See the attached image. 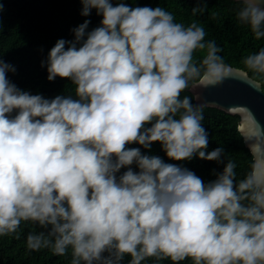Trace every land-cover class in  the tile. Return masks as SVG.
Listing matches in <instances>:
<instances>
[{"label": "clouds", "instance_id": "obj_1", "mask_svg": "<svg viewBox=\"0 0 264 264\" xmlns=\"http://www.w3.org/2000/svg\"><path fill=\"white\" fill-rule=\"evenodd\" d=\"M236 2L238 21L264 38V0ZM81 3V14L95 9L101 25L87 31L85 20L47 61L48 80H69L75 97L19 89L7 79L15 67L0 59V237L22 222L38 224L45 230L29 232L27 248L57 256L71 249V264H122L125 256L129 264H264V126L250 108H229L241 115L253 156L237 179L222 147L207 151L204 106L181 98L190 82L208 88L239 80L264 93L257 79L264 48L245 56L241 70L205 41L202 26L186 27L162 7ZM198 50L204 55L194 62ZM153 143L169 160L198 156L223 171L205 184L188 168L128 147Z\"/></svg>", "mask_w": 264, "mask_h": 264}, {"label": "trees", "instance_id": "obj_2", "mask_svg": "<svg viewBox=\"0 0 264 264\" xmlns=\"http://www.w3.org/2000/svg\"><path fill=\"white\" fill-rule=\"evenodd\" d=\"M120 2L131 7H162L173 14L176 22L186 27L197 23L205 29V41H215L222 49L220 55L225 63L238 69L245 70L242 63L245 56L264 48V38L257 40L250 27L238 21L236 9L240 5L235 0H112L114 5ZM0 4L3 5L0 11V59L16 69L14 73H7V79L33 95L40 94L49 99L64 94L75 97V85L69 80L59 77L54 81L48 80V56L58 40L73 41L75 36L72 30L85 20H90L87 31H91L101 25L102 16L97 15L95 9L90 16H83L81 0H0ZM194 7L203 8V11L193 15ZM203 55L204 52L199 50L194 53V62H198ZM257 79L264 88V77ZM194 83L190 82L189 88L181 93V98L189 96L195 105V98L190 92ZM203 117L202 124L209 140L207 151L222 147L225 163L227 160L236 163L237 179H242L250 171L253 156L239 131L240 117L211 107H203ZM128 147L140 148L146 155H157L167 163L188 168L205 184L215 180L224 168L222 163L201 160L198 156L190 161L169 160L159 143H153L150 150L139 144ZM132 167L138 171L135 165ZM44 230L38 224L22 222L16 234L0 237V264H71V249L65 256H57L48 249L36 251L27 248L28 233ZM130 259V256H125L122 264H129ZM142 264L173 262H157L155 258H149ZM180 264L193 262L189 258Z\"/></svg>", "mask_w": 264, "mask_h": 264}, {"label": "water", "instance_id": "obj_3", "mask_svg": "<svg viewBox=\"0 0 264 264\" xmlns=\"http://www.w3.org/2000/svg\"><path fill=\"white\" fill-rule=\"evenodd\" d=\"M260 84L262 87L261 82ZM190 92L195 98V105L216 108L231 115H238L240 117V124L242 120L241 115L236 112H230L229 108L232 106H246L255 114L260 125L264 126V93L254 91L239 80H226L221 86L208 88H204L196 82L190 87ZM197 96L200 97L199 100H196ZM239 131L241 132L240 125ZM241 134L243 135L242 132ZM245 144L249 148L246 142Z\"/></svg>", "mask_w": 264, "mask_h": 264}]
</instances>
